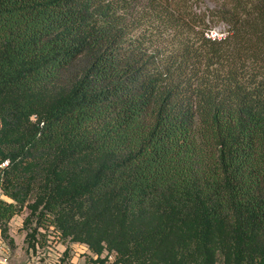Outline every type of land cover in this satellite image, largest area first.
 I'll use <instances>...</instances> for the list:
<instances>
[{"label":"trees","instance_id":"16d2710c","mask_svg":"<svg viewBox=\"0 0 264 264\" xmlns=\"http://www.w3.org/2000/svg\"><path fill=\"white\" fill-rule=\"evenodd\" d=\"M25 211L35 253L264 264V0H0L4 240Z\"/></svg>","mask_w":264,"mask_h":264},{"label":"rangeland","instance_id":"374dc122","mask_svg":"<svg viewBox=\"0 0 264 264\" xmlns=\"http://www.w3.org/2000/svg\"><path fill=\"white\" fill-rule=\"evenodd\" d=\"M213 8L211 2L207 3ZM202 8L203 5H201ZM214 27L219 28L222 32L224 27L220 24H215ZM28 211L21 216L15 217L10 223L9 240H4L10 249L11 264H88L89 251L84 245L73 244L68 257H65L64 252L66 247L61 244H54L53 236L49 237L51 243L49 247L38 249L33 252L25 243L26 231L23 229L24 220ZM12 240V242H11ZM111 261L114 257L110 258Z\"/></svg>","mask_w":264,"mask_h":264},{"label":"built area","instance_id":"2783aa9c","mask_svg":"<svg viewBox=\"0 0 264 264\" xmlns=\"http://www.w3.org/2000/svg\"><path fill=\"white\" fill-rule=\"evenodd\" d=\"M208 37L211 39H220L225 37L219 28H214L209 34ZM0 264H11V253L9 247L6 245L1 232H0Z\"/></svg>","mask_w":264,"mask_h":264},{"label":"crops","instance_id":"0c3cea01","mask_svg":"<svg viewBox=\"0 0 264 264\" xmlns=\"http://www.w3.org/2000/svg\"><path fill=\"white\" fill-rule=\"evenodd\" d=\"M90 254V253H89Z\"/></svg>","mask_w":264,"mask_h":264}]
</instances>
